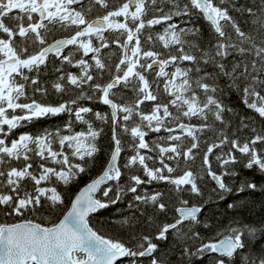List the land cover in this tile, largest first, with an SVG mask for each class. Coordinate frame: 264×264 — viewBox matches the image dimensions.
I'll return each instance as SVG.
<instances>
[{
    "label": "snow or ice",
    "instance_id": "obj_1",
    "mask_svg": "<svg viewBox=\"0 0 264 264\" xmlns=\"http://www.w3.org/2000/svg\"><path fill=\"white\" fill-rule=\"evenodd\" d=\"M105 135L102 171L35 222L66 207ZM244 170L264 175V0H0V216L19 221L0 222V264H172L162 244L177 264H264V221L237 219L264 193ZM222 201L225 224L204 215ZM119 204L106 237L90 221Z\"/></svg>",
    "mask_w": 264,
    "mask_h": 264
},
{
    "label": "trees",
    "instance_id": "obj_2",
    "mask_svg": "<svg viewBox=\"0 0 264 264\" xmlns=\"http://www.w3.org/2000/svg\"><path fill=\"white\" fill-rule=\"evenodd\" d=\"M192 22H194L196 26L201 28L202 37L207 36L208 32L210 31V26L206 21H204L203 19L193 17ZM192 22L184 23V21H180V23L184 27H192ZM159 27L160 26H157V28ZM160 31H162V28L160 29ZM64 35H67V33L57 32L53 36L49 37V39H53L55 37L64 36ZM51 78L54 77H52L51 73H49L48 79L50 80ZM58 99L59 98L55 95H49L46 98V101L50 103H55L57 102ZM229 101H230V105L234 106L237 112L242 113L245 111L243 104L241 103V101L238 99L237 96L232 95L229 98ZM82 103H85L87 106H92V102L90 101H84ZM95 110L97 111L103 110L110 112V109L104 105L96 106ZM69 119L70 117L67 114H62L57 117H46L38 121H35L33 124H28L25 128L20 129L18 131L39 133L44 129L55 130L58 128H63L64 124ZM101 143L103 147V152L99 156L97 163L92 168L91 172L88 175H83L77 182H75L73 185H70L68 189L65 191L66 207L61 210H58L52 215L45 213L43 219L37 217L35 218V221L42 222L45 226H51L52 222H58V220L61 219L63 214H65V212L67 211L68 207L71 204V200L73 199L74 195L78 192V190L84 184L89 182L92 178H95L102 171V167L106 161L107 153L109 151V137L107 135L103 136ZM123 155L124 154L122 153V156ZM242 175L249 179H252L258 185L264 184V175L258 172L244 170ZM211 186H214V182L212 183ZM207 191H210V187L207 189ZM244 198L250 202L251 210L244 212L241 216H238L237 219H243L245 222L252 223L254 226L259 227L261 221H264V208H262V206H264V193L256 192L255 194L246 196ZM228 202H231V199ZM226 203L227 202L222 201L219 202V204L209 205L208 207H206L204 215L211 216L213 213H215L216 219L220 221L221 224L230 222L232 210L226 209L225 207ZM128 211L129 210L126 208L125 204H119L113 206L110 210H104L102 214H93V218L91 219L90 223L92 224V226H94V228L98 229L99 232L105 235L106 237H118L121 235V231L119 228V221L123 218L121 214L127 213ZM29 219H33V217H29ZM16 221H18V219L15 217L3 218L2 216H0V222H16ZM172 247L174 246L171 244H162V249L168 251L169 258L172 264H177V262L181 259V257L178 251L177 252L169 251ZM191 264H208V260L207 258L201 260L200 258L192 257Z\"/></svg>",
    "mask_w": 264,
    "mask_h": 264
},
{
    "label": "water",
    "instance_id": "obj_3",
    "mask_svg": "<svg viewBox=\"0 0 264 264\" xmlns=\"http://www.w3.org/2000/svg\"><path fill=\"white\" fill-rule=\"evenodd\" d=\"M89 182H90V181H89ZM87 183H88V182H87ZM87 183H86V184H87ZM86 184H84L80 189H82ZM80 189L78 190V192L80 191ZM78 192H77V193H78ZM73 198H74V197H73ZM70 206H71V204H70ZM70 206L68 207V209L70 208ZM68 209H67V210H68ZM65 213H66V212H65ZM62 218H63V216L61 217V219H62ZM18 222H19V221H18ZM35 222H37V221H35ZM44 226H45V225H44Z\"/></svg>",
    "mask_w": 264,
    "mask_h": 264
},
{
    "label": "flooded vegetation",
    "instance_id": "obj_4",
    "mask_svg": "<svg viewBox=\"0 0 264 264\" xmlns=\"http://www.w3.org/2000/svg\"><path fill=\"white\" fill-rule=\"evenodd\" d=\"M53 35H54V34H53ZM53 35H52V36H53ZM50 37H51V36H50ZM62 37H63V36H59V37H55V38L58 39V38H62ZM53 39H54V38H53ZM53 39H49V42H52Z\"/></svg>",
    "mask_w": 264,
    "mask_h": 264
}]
</instances>
